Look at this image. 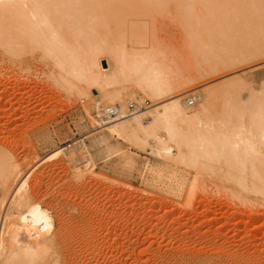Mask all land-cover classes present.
Masks as SVG:
<instances>
[{
    "label": "bare ground",
    "instance_id": "bare-ground-1",
    "mask_svg": "<svg viewBox=\"0 0 264 264\" xmlns=\"http://www.w3.org/2000/svg\"><path fill=\"white\" fill-rule=\"evenodd\" d=\"M27 49H40L72 79L67 84L78 97L90 86L96 99L117 101L119 108L125 100L138 101L136 95L150 102L119 116L95 117L101 121H92L95 129L121 138L138 133V143L150 142L148 149L164 144L162 155L169 152L182 165L214 173L215 183H231L229 195L243 204L264 206V0H0V51L16 57ZM64 78L54 80L64 85ZM5 85L0 105L11 102V112L22 108L27 88L21 82ZM82 110L90 121L89 109ZM2 149L0 264L61 263L57 242L65 226L55 212L40 208L37 201L46 195L31 196L18 162ZM49 153L78 163L72 171L90 168L85 155Z\"/></svg>",
    "mask_w": 264,
    "mask_h": 264
},
{
    "label": "rangeland",
    "instance_id": "rangeland-1",
    "mask_svg": "<svg viewBox=\"0 0 264 264\" xmlns=\"http://www.w3.org/2000/svg\"><path fill=\"white\" fill-rule=\"evenodd\" d=\"M27 50L16 57L0 51V85L21 82L22 90L27 88L24 109L11 112L9 101L0 105V137L4 138L0 148L18 162L31 196L46 195L37 201L40 208L55 212L65 226L57 242L60 249L56 246L57 260H63L59 264H264V206L243 204L230 196L231 183L217 185L214 173L182 165L169 152L162 155L164 144L148 149L150 142L138 143V133L121 138L95 129L92 121L101 122L95 118L96 110L117 101L102 103L90 86L86 99L76 96L67 84L72 79L58 72L40 49ZM56 76L65 77L64 85L54 80ZM128 90L127 94H135ZM136 97L145 101L141 107L150 104ZM197 105L191 106L195 114ZM83 108L89 109L90 121ZM53 149L73 157L85 155L90 168L72 171L78 163L49 155Z\"/></svg>",
    "mask_w": 264,
    "mask_h": 264
},
{
    "label": "built area",
    "instance_id": "built-area-1",
    "mask_svg": "<svg viewBox=\"0 0 264 264\" xmlns=\"http://www.w3.org/2000/svg\"><path fill=\"white\" fill-rule=\"evenodd\" d=\"M142 103H145L144 100L140 101H129L126 100L123 108H119L115 102L111 103L109 106H105L97 111L96 116L99 120H104L105 118H111L119 116L120 114H126L127 112L138 108Z\"/></svg>",
    "mask_w": 264,
    "mask_h": 264
}]
</instances>
